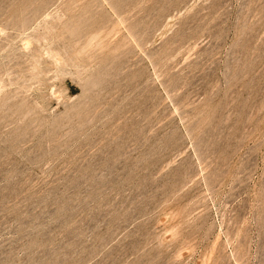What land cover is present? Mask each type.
<instances>
[{
	"label": "rangeland",
	"instance_id": "rangeland-1",
	"mask_svg": "<svg viewBox=\"0 0 264 264\" xmlns=\"http://www.w3.org/2000/svg\"><path fill=\"white\" fill-rule=\"evenodd\" d=\"M0 264H264V0H0Z\"/></svg>",
	"mask_w": 264,
	"mask_h": 264
}]
</instances>
